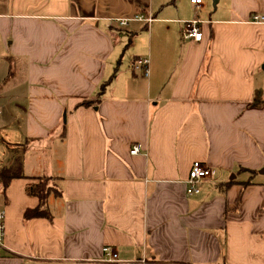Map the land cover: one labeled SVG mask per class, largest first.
<instances>
[{"label":"crops","instance_id":"crops-1","mask_svg":"<svg viewBox=\"0 0 264 264\" xmlns=\"http://www.w3.org/2000/svg\"><path fill=\"white\" fill-rule=\"evenodd\" d=\"M191 1L0 0V170L18 149L25 175L0 181V264H264V0ZM40 177L61 194L27 220Z\"/></svg>","mask_w":264,"mask_h":264},{"label":"built area","instance_id":"built-area-1","mask_svg":"<svg viewBox=\"0 0 264 264\" xmlns=\"http://www.w3.org/2000/svg\"><path fill=\"white\" fill-rule=\"evenodd\" d=\"M191 3L196 5L198 8L202 5L201 0H192ZM132 21L137 22H153L152 18L146 19L144 17H136L132 20H118V23L122 27H127ZM252 21L255 23L264 22L263 16L255 15L252 18ZM202 22L198 19L188 22L184 31V39L193 40L194 42H201L203 39L202 32ZM148 64L149 60H142L139 62V68H145V75L148 76ZM142 153L141 146H134L131 154L136 156ZM213 177V171L211 168L207 167L205 164L201 162H195L190 170L189 178L186 181L187 186V195L195 196L201 193L202 184L208 179ZM5 212L4 210L0 211V254L5 248ZM103 260L108 263H114L118 261V254L111 247H105L103 249Z\"/></svg>","mask_w":264,"mask_h":264},{"label":"trees","instance_id":"trees-1","mask_svg":"<svg viewBox=\"0 0 264 264\" xmlns=\"http://www.w3.org/2000/svg\"><path fill=\"white\" fill-rule=\"evenodd\" d=\"M84 106H89L86 102ZM24 156L22 151L15 149L12 151V163L9 167L0 170V181L2 188H5L14 179L24 178ZM57 179L52 177H40L38 183L30 185L27 189L28 194L37 197L40 200V205L36 209L27 210L25 219L50 218L48 208V200L51 196L59 197L61 192L56 184Z\"/></svg>","mask_w":264,"mask_h":264},{"label":"rangeland","instance_id":"rangeland-1","mask_svg":"<svg viewBox=\"0 0 264 264\" xmlns=\"http://www.w3.org/2000/svg\"><path fill=\"white\" fill-rule=\"evenodd\" d=\"M183 3H186L190 0H182ZM203 2V6L204 9L201 12V19L202 20H208L210 19V17H216L217 12L214 9L213 6V0H201ZM257 87H258V97L263 100L264 99V74L262 75V73L257 77ZM6 160H11V156H7ZM11 164V163H10ZM9 164V165H10ZM262 171H260L259 173H261Z\"/></svg>","mask_w":264,"mask_h":264},{"label":"water","instance_id":"water-1","mask_svg":"<svg viewBox=\"0 0 264 264\" xmlns=\"http://www.w3.org/2000/svg\"><path fill=\"white\" fill-rule=\"evenodd\" d=\"M219 3H220V0H213V6L215 10H217ZM263 70H264V67H263Z\"/></svg>","mask_w":264,"mask_h":264}]
</instances>
